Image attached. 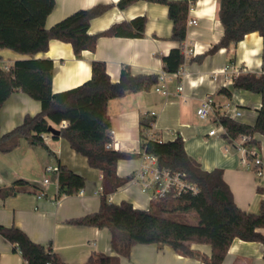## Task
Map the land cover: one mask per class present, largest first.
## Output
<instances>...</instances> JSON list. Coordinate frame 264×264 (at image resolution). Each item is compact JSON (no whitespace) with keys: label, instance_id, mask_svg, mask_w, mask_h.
Returning <instances> with one entry per match:
<instances>
[{"label":"crops","instance_id":"1","mask_svg":"<svg viewBox=\"0 0 264 264\" xmlns=\"http://www.w3.org/2000/svg\"><path fill=\"white\" fill-rule=\"evenodd\" d=\"M118 0H55L53 10L47 15L45 27L49 28L78 9L96 4L110 5L108 10L90 20L89 31L96 32L114 22L131 19L137 15L146 16L143 37L101 36L94 51L83 50L75 56L72 46L62 40L51 39L48 49L35 56L48 58L53 62L51 88L53 92L75 87L90 78L91 62L105 63L110 79H119L121 66L127 64L133 74L158 73L162 70L161 57L167 55L177 44L168 39L172 23L165 4L155 0H139L124 9L116 7ZM218 0H196L190 7L188 19L196 24L186 23V38L183 45L186 62L179 73H169L166 81L167 94L146 91L128 93L108 102L111 119V148L115 150L139 151V118L155 112L149 135L163 141L178 135L183 139L184 149L201 168L222 170L237 206L256 213L264 202V174L258 176L252 162L246 166L242 154L235 149L236 140L225 137L224 128L216 122V116L227 114L239 122L252 125L256 119L260 95L254 92L232 88V80L239 72H264V36L257 32L246 33L236 44L219 48L208 54L201 62L191 60L220 39L223 28L218 16ZM190 50V52H189ZM8 48H0V63L9 65L14 60L29 58ZM181 81L182 90H177ZM227 87L228 97L218 90ZM210 96L213 110L209 120H201L196 108L201 100ZM228 107H225L226 104ZM41 109L40 102L26 93L14 91L0 108V135L19 125L24 116L33 115ZM236 111H239L236 115ZM210 128H215L209 135ZM44 143L47 148L32 145L24 138L11 150H0V188L13 180L23 178L38 185L43 195L22 192L0 198V224L15 225L35 242H51L53 250L69 264H85L92 252L115 255L110 245L107 228L77 226L66 220L96 211L100 206L101 174L89 166L87 159L78 155L69 143L50 134ZM257 154L264 161V135L254 133ZM141 158L119 159L116 172L121 177L131 176L139 167ZM65 165L85 178L82 194H58L57 172L45 171L47 165ZM47 178L48 181L44 182ZM127 180L109 194V202L127 200L134 207L146 209L148 196ZM139 187V186H138ZM41 193V192H40ZM260 231L264 234V228ZM191 247L209 255L211 247L204 243H191ZM0 264H23L18 251L0 237ZM119 264H203L195 258L176 253L166 244H135L128 256H120ZM221 264H264V243L234 238Z\"/></svg>","mask_w":264,"mask_h":264},{"label":"trees","instance_id":"2","mask_svg":"<svg viewBox=\"0 0 264 264\" xmlns=\"http://www.w3.org/2000/svg\"><path fill=\"white\" fill-rule=\"evenodd\" d=\"M139 0H118L116 7L124 9ZM165 4L172 27L168 37L176 42L167 55L161 57L162 70L179 73L184 62L183 45L190 5L196 0H155ZM218 16L223 33L213 46L191 60L201 62L219 48L236 44L246 33L257 32L264 36V0H218ZM55 0H0V48H8L31 57L14 60L6 68L0 63V108L14 92L21 91L40 102L41 109L25 115L22 122L9 132L0 135V150H11L24 138L32 145L47 148L42 134H50L48 126L59 130L53 138L65 139L71 148L87 159L89 166L101 174L100 204L96 211L66 220L77 226L107 228L110 245L115 255L92 252L85 264H119L120 256H128L130 248L139 243L166 244L176 253L195 258L203 264H221L231 241L264 243V202L256 213L241 209L235 203L222 170H204L198 160L184 149L180 135L163 141L148 135L154 116L139 118V151L127 152L108 148L111 142V119L108 102L128 93L148 91L157 82L156 73L133 74L130 66H121L119 79L112 81L101 60L91 62V76L81 84L58 92L51 88L53 62L36 57L48 49L51 39L71 44L75 56L83 50L94 51L101 36L143 37L146 16L137 15L128 20L114 22L96 32L89 31L90 20L104 13L110 5L96 4L78 9L49 28L45 27L47 15L53 10ZM232 88L259 94L260 104L252 125L239 122L230 115L219 114L216 121L225 128V137L249 135L256 144L254 133L264 135V72H239L233 77ZM228 97L231 90H218ZM63 123H65L63 125ZM141 152L154 155L158 165L180 171L197 186L195 193L179 196L167 195L150 200L146 209L134 207L131 202L107 201V196L123 185L131 176L121 177L116 172L119 159L139 157ZM58 194L74 195L85 186V178L59 164L57 167ZM42 193L30 181L18 178L0 188V198L17 193ZM43 194V193H42ZM0 237L7 240L13 251H18L24 264H69L63 261L51 245L35 242L15 225H1ZM209 244V255L191 247V243Z\"/></svg>","mask_w":264,"mask_h":264},{"label":"built area","instance_id":"3","mask_svg":"<svg viewBox=\"0 0 264 264\" xmlns=\"http://www.w3.org/2000/svg\"><path fill=\"white\" fill-rule=\"evenodd\" d=\"M188 24H196L195 19H188ZM190 52V50H189ZM7 68L8 65H5ZM169 73L164 70H160L157 73V82L152 87L156 92L162 93L163 95L167 94L166 81L169 78ZM177 90H182L181 81L177 84ZM227 103L225 107H228ZM213 110V100L212 97L206 96L204 97L198 107L196 108V115L201 120H209L211 113ZM239 111H236V115H238ZM226 114V113H225ZM149 115L154 116L155 112L151 111ZM217 122V121H216ZM65 123H63L64 125ZM219 124V123H218ZM221 125V124H219ZM223 128V126L221 125ZM225 129V128H224ZM215 128H210L208 131L209 135H213L215 133ZM225 133V130H224ZM149 135V133H148ZM150 137L154 138L152 135ZM42 137L46 139V135L42 134ZM236 140L235 149L242 154V162L248 167L250 166V162H252L257 168L255 169V173L260 176L264 174V161H262L261 157L257 154L256 145L249 142V135L240 134L236 138H232ZM111 143H107V147L111 148ZM141 163L139 167L131 174V181L138 184L139 188L143 193H145L149 200H152L156 197H164L167 195H171L173 197L179 196L185 192L195 193L197 191V186L193 181H189L186 179L184 173L180 171L171 170L168 168H163L158 165V161L154 155L141 152L139 155ZM45 171L57 172V167H53L51 165H47L45 167ZM48 179L45 178L44 182H47ZM101 188L98 194H100ZM83 189L79 190L76 194H82ZM42 193L38 194V197L42 196ZM108 201V199H107ZM24 264V263H23Z\"/></svg>","mask_w":264,"mask_h":264},{"label":"water","instance_id":"4","mask_svg":"<svg viewBox=\"0 0 264 264\" xmlns=\"http://www.w3.org/2000/svg\"><path fill=\"white\" fill-rule=\"evenodd\" d=\"M48 132L50 133L51 137L59 134V130L51 125L48 126Z\"/></svg>","mask_w":264,"mask_h":264},{"label":"rangeland","instance_id":"5","mask_svg":"<svg viewBox=\"0 0 264 264\" xmlns=\"http://www.w3.org/2000/svg\"><path fill=\"white\" fill-rule=\"evenodd\" d=\"M129 159L136 161L135 158H129ZM136 187H137L138 189H140V188L138 187V185H137Z\"/></svg>","mask_w":264,"mask_h":264}]
</instances>
